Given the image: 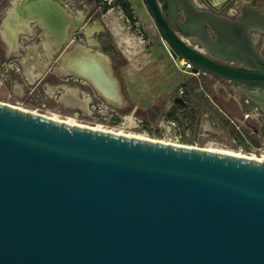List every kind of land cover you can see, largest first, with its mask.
<instances>
[{
	"label": "water",
	"instance_id": "water-1",
	"mask_svg": "<svg viewBox=\"0 0 264 264\" xmlns=\"http://www.w3.org/2000/svg\"><path fill=\"white\" fill-rule=\"evenodd\" d=\"M142 2L172 58L264 113V10L243 3L229 18L195 0ZM0 264H264V161L0 102Z\"/></svg>",
	"mask_w": 264,
	"mask_h": 264
},
{
	"label": "rangeland",
	"instance_id": "rangeland-1",
	"mask_svg": "<svg viewBox=\"0 0 264 264\" xmlns=\"http://www.w3.org/2000/svg\"><path fill=\"white\" fill-rule=\"evenodd\" d=\"M55 2L65 9L61 7L65 13H69L72 24L63 30L60 28V23L55 20L52 23L53 29L47 30L48 39L55 40L58 36L56 40H59L48 41L55 48V52L48 60H46V51L42 48V43L45 42L42 39L45 38L46 30L40 28L36 22L31 24V34L20 35L18 54L7 57H2L0 54L1 103L59 120H70L82 126L99 127L154 141L229 151L252 158L264 156V130H260V125L264 123V113L258 111L261 114L258 118L251 116L257 111H254L255 106L247 100L244 102L241 92L232 84L212 86L209 80H202L203 91L199 90L196 78H190L189 74L175 66L168 52L169 47L161 40L147 15L144 17L149 26L145 27L142 22L136 26L140 30L137 34L143 40L139 45L143 50L147 49L143 52L145 55L151 54L149 56L152 60H156V64L166 67L165 73H161V70L153 73L151 71L150 78L148 74L145 77L149 78L146 82L153 85V95H160L159 100L156 101V98L154 102L157 107L163 105V111H167L172 104H175L174 96L183 99V90L179 89L177 85L180 84H177L170 89L165 88L166 92L162 93L164 92L162 84L168 82L170 78L180 81L179 83L186 79L190 80L189 88L200 95L198 99L191 98L190 108L193 111L190 115L194 117V121L185 120L179 115L183 124L176 123L175 126H171L166 122L168 120L166 117L158 116L148 108L136 111L135 102L142 96L143 78L136 79L130 88L133 90V94L130 95L134 98V105L123 93L121 104L114 105L106 102L84 78L83 81L78 78L80 76L63 73L65 65L81 64L84 55H91L95 51L92 49L101 50L103 45L114 40H111L106 28L100 31L99 26H102L101 23L104 25V22L101 17L102 6L98 0H55ZM134 6L137 14H143L137 3H134ZM39 7L42 13V9L50 10L44 6L39 5ZM255 7L264 10V0H256ZM81 15L83 19L78 22L77 18ZM110 16L117 15L112 11ZM118 25L122 26V23L118 22ZM88 29L92 32L88 33ZM90 39L95 41H88ZM259 41L264 42V37ZM91 42H96V45H89ZM46 44L44 43V46L48 47ZM32 46L37 47V55L29 49ZM259 52L264 55V45H259ZM64 53H66L65 61L61 62ZM107 56L111 62L117 64L123 61L122 54ZM139 56L140 54H135V58ZM112 69L115 70L113 66ZM67 71L71 72L69 68ZM238 102L242 105V110Z\"/></svg>",
	"mask_w": 264,
	"mask_h": 264
},
{
	"label": "crops",
	"instance_id": "crops-1",
	"mask_svg": "<svg viewBox=\"0 0 264 264\" xmlns=\"http://www.w3.org/2000/svg\"><path fill=\"white\" fill-rule=\"evenodd\" d=\"M48 1L51 2L52 4L62 7L59 3L55 2V0H48ZM127 1L131 5V8L134 13V17L136 21L138 22V24L142 22V24H144L145 27H148L149 23L144 16L147 15V17L150 19L151 17L148 15L142 0H127ZM255 1L256 0H195V3L197 7L201 9L214 10L217 13L225 15L229 18H235L239 14V7L243 3H252V5H254L255 7ZM134 3H137V6L141 9V12L143 14H137ZM0 5H1L0 6V54L2 55V57L14 56L16 53L18 54V52L20 51V45H19V40H18L20 35L31 34L32 32L31 24L33 22H36V24L40 28H43L46 30L47 34L45 33L44 34L45 38L42 39V41H45L42 43L43 44L42 48L44 49V51H46V60L50 59L53 53L55 52V48L51 46L52 44H50L48 41H59V40H56L58 36H56L55 40L48 39L47 30H50V29H46L42 25V23L39 22L38 17H37L38 14H36V12L40 9L38 5V0H0ZM42 11L44 15L46 16V19L50 22V26L52 27L51 28L52 30L53 21L57 20L59 22V20L56 18V16L52 14V11L50 12V10H43V9ZM112 11H114L117 16H110ZM101 17H103L102 20L104 22V25L101 23L102 26H99L100 31H104L105 30L104 28L107 29V31L113 38L114 40L113 42L115 43L118 51L120 52V54H122L123 58L125 59V64L121 66L120 73L123 77L125 90H126V93H127V96L130 102L132 103V105H134V101H133L134 98L131 96L133 94V90H131L130 88L133 86L136 79L138 80L139 77L143 78L144 81H143V86H142V91H141L142 96L138 100H136L135 108L136 109H141V108L149 109L150 106L153 105L155 99L158 98L160 95L159 94H157L156 96L153 95V92H154V90L152 89L153 85H151L149 82H146V80L150 78L151 71L153 73L154 71L160 72L161 70V73H165L166 67H164V65L161 66L159 64H156V60L154 61L152 60V58H150L149 55L151 54L148 53L147 54L148 56L145 55L143 51H146L147 49L143 50V47L139 45L140 42H142L143 40L137 34L138 29L135 23H130L129 20L124 16V14L121 12V10L118 7L109 8L105 13H101ZM81 18L83 19L82 15H81ZM81 21H78V22H81ZM118 22L122 23V26L118 25ZM152 23L154 25L153 20H152ZM87 32L90 33L92 32V30L88 29ZM88 41H95V40L90 39ZM44 43H47L46 45L48 47H45ZM89 45L94 46L96 45V42H91ZM29 49L35 52V54L37 55L36 46H32ZM92 50H99V49H92ZM99 51L101 53H105L102 51V49ZM65 54L66 53H64L62 56L61 62L65 61V58H64ZM135 54H140V56L138 58H135ZM107 58L109 62V67L112 70L113 75L116 74L115 75L116 86L120 94L122 95V91H121V87H120V83L118 79V74H117V68L113 65V62L110 61L108 56ZM111 65L115 68L114 71ZM62 72L65 74H71V75L76 76L75 74L68 72V71L67 72L62 71ZM147 74L149 77L148 79L145 78ZM190 76H191L190 78H196L197 86L198 88H200L199 90H202V91H203L202 80H209L212 86L223 84V83L231 84V82L223 81V80H220V79H217V78L211 77L210 75H205V74H202V76H200L199 74L190 75ZM78 78L84 81L83 78L81 77H78ZM174 80L175 79L170 78L168 79V82H165L162 84L163 85L162 89H164V92L162 93H165L167 89H170L171 87L177 84L181 85L185 82V81H182L181 83H179L180 81H174ZM180 85H177L179 89H181L179 87ZM95 92L98 93V90H95ZM244 100H245L244 102H246L245 98ZM238 106L242 110V105L239 102H238ZM254 108H255L254 111L255 110L257 111H255V114L251 116L253 117L255 116L256 118H258L259 110L256 109V107Z\"/></svg>",
	"mask_w": 264,
	"mask_h": 264
},
{
	"label": "bare ground",
	"instance_id": "bare-ground-1",
	"mask_svg": "<svg viewBox=\"0 0 264 264\" xmlns=\"http://www.w3.org/2000/svg\"><path fill=\"white\" fill-rule=\"evenodd\" d=\"M38 5L40 6H44L47 7V9H50V12L52 11V14L54 16H57V19L60 22V28L65 30L67 26H70V24H72L70 22V15L69 13H65L64 10L55 5L52 4L51 2H49L48 0H38ZM46 9V8H45ZM34 12V11H33ZM32 13V11H31ZM36 14H38V20L40 23H42V25L46 28V29H51L50 26V22L46 19V16L43 15V13L41 11H37ZM78 21L81 20V17L78 16L77 18ZM83 62L81 64H76L74 66L71 65H65L63 68L65 69V71L68 70V68L70 69L71 72H73L75 75L80 76L81 78H84L86 81H88V83H90V85L95 89H99L98 91H103L106 92V96L112 100H106V102L111 103L116 105V102L114 101V98H116V90H115V80H114V76L111 72V69L109 67V62H108V58L105 54L101 53L98 50H95L91 55H84L83 57ZM82 75H84L85 77H83ZM96 82H99L98 85H101L100 87L96 88ZM98 94L101 96V94L98 92ZM50 119H55L57 121L60 122H64V123H68L71 125H77L72 123L70 120L69 121H65V120H59L56 119L54 117H49ZM93 129H100L99 127H92ZM103 130V129H101ZM107 131V130H105ZM120 134V133H117ZM129 136H133V135H129ZM135 137H139L141 139H148V138H144L142 136H135ZM203 150H210L213 152H219V153H223L226 155H236V156H241L235 153H231L229 151H223V150H217V149H203ZM252 158V157H249ZM254 158V157H253ZM256 159L260 160V161H264V156H261L259 158L256 157Z\"/></svg>",
	"mask_w": 264,
	"mask_h": 264
},
{
	"label": "trees",
	"instance_id": "trees-1",
	"mask_svg": "<svg viewBox=\"0 0 264 264\" xmlns=\"http://www.w3.org/2000/svg\"><path fill=\"white\" fill-rule=\"evenodd\" d=\"M98 1L101 3L102 6L101 13H105L111 7H118L121 10V12L124 14V16L129 20L130 23H134L136 21L131 5L127 0H111L109 3L108 0H98ZM110 38L111 40H113L111 36ZM107 43H108L107 45L105 46L103 45L101 47L103 52H105L108 55L113 54L116 56H121L120 52L116 49V46L114 45L113 41H109ZM124 64H125L124 58L123 61L119 64L113 62V65L117 68V74H118L121 91L124 95L127 96L124 86V80L120 73V68ZM199 75L202 76L201 73H199ZM189 84H190V80H187L179 86L183 90V100L185 101L184 105L172 104L167 111H163V107H162L163 105L161 107H157L156 103L154 102L153 105L150 106L149 110L158 116L163 115L164 117H166V119L175 121L178 125L183 124L182 120L179 118V115H181L182 118L185 120L194 121V117L190 115L193 111L190 108L191 98L193 97L195 99H198L200 95L198 93H194V91L189 88ZM158 100L159 98L156 99V101ZM139 110L141 109H136V111Z\"/></svg>",
	"mask_w": 264,
	"mask_h": 264
},
{
	"label": "built area",
	"instance_id": "built-area-1",
	"mask_svg": "<svg viewBox=\"0 0 264 264\" xmlns=\"http://www.w3.org/2000/svg\"><path fill=\"white\" fill-rule=\"evenodd\" d=\"M111 0H108V2H110ZM135 23V25L137 26L138 25V22L137 21H135L134 22ZM137 32L138 33H140V30H137ZM168 52H169V50H168ZM172 58V57H171ZM172 60L174 61V64H175V66L179 69V70H181L182 72H185V73H187V74H189V75H196V73H193L192 71H191V69H192V65H191V63H189L187 60H185V59H182V58H172ZM169 125H171V126H175L176 125V122L175 121H173V120H170V119H168L167 121H166Z\"/></svg>",
	"mask_w": 264,
	"mask_h": 264
},
{
	"label": "flooded vegetation",
	"instance_id": "flooded-vegetation-1",
	"mask_svg": "<svg viewBox=\"0 0 264 264\" xmlns=\"http://www.w3.org/2000/svg\"><path fill=\"white\" fill-rule=\"evenodd\" d=\"M255 8H256V7H255ZM256 9H257V8H256ZM258 10H261V9H258ZM261 37H264V35H259L258 38H257V40L255 41L256 50H257V52H258L259 54H261V53L259 52V45H264V42L259 41ZM262 56H264V55H262ZM260 116H261V114H260Z\"/></svg>",
	"mask_w": 264,
	"mask_h": 264
}]
</instances>
